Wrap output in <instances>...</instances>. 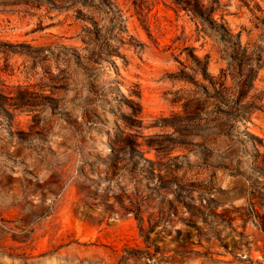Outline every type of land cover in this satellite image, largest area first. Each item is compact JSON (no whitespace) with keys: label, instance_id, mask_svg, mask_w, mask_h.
Masks as SVG:
<instances>
[{"label":"rangeland","instance_id":"rangeland-1","mask_svg":"<svg viewBox=\"0 0 264 264\" xmlns=\"http://www.w3.org/2000/svg\"><path fill=\"white\" fill-rule=\"evenodd\" d=\"M218 1L0 0V264H264V0Z\"/></svg>","mask_w":264,"mask_h":264},{"label":"trees","instance_id":"trees-1","mask_svg":"<svg viewBox=\"0 0 264 264\" xmlns=\"http://www.w3.org/2000/svg\"><path fill=\"white\" fill-rule=\"evenodd\" d=\"M218 4V0H209L208 3H204L202 0H193L192 4L190 5V8L194 13L198 14L200 17L209 20V15L214 12Z\"/></svg>","mask_w":264,"mask_h":264}]
</instances>
